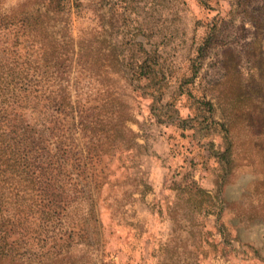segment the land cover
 Returning <instances> with one entry per match:
<instances>
[{
  "label": "rangeland",
  "instance_id": "rangeland-1",
  "mask_svg": "<svg viewBox=\"0 0 264 264\" xmlns=\"http://www.w3.org/2000/svg\"><path fill=\"white\" fill-rule=\"evenodd\" d=\"M42 19L84 47L69 81L101 121L74 138L72 234L32 226L27 264H264V0H64Z\"/></svg>",
  "mask_w": 264,
  "mask_h": 264
},
{
  "label": "trees",
  "instance_id": "trees-1",
  "mask_svg": "<svg viewBox=\"0 0 264 264\" xmlns=\"http://www.w3.org/2000/svg\"><path fill=\"white\" fill-rule=\"evenodd\" d=\"M63 1L40 4L35 15L0 12V264H27L22 247L32 226L60 239L71 235V211L85 204L77 187L88 155L74 138L101 120L78 117V92L69 81L74 57L88 64L84 47L42 19ZM78 159L85 165L76 166Z\"/></svg>",
  "mask_w": 264,
  "mask_h": 264
}]
</instances>
